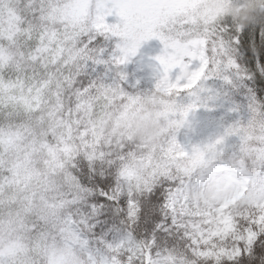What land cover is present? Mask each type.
<instances>
[{
	"label": "clouds",
	"instance_id": "clouds-1",
	"mask_svg": "<svg viewBox=\"0 0 264 264\" xmlns=\"http://www.w3.org/2000/svg\"><path fill=\"white\" fill-rule=\"evenodd\" d=\"M73 2L40 0L38 23L26 28L0 21V264H125L120 257L133 245L120 232L97 243L72 221L71 205L83 198L72 172L74 161L112 139L162 161L178 130L168 116L125 128L122 103L115 98L105 103L118 86L101 82L95 90L73 92L92 58L87 45L79 44L93 19L69 17ZM248 16L264 23V7L257 5ZM187 19L172 18L158 30L171 34L173 25ZM161 99L164 103L156 110H180L174 99ZM229 129L235 135L227 138V150L208 148L225 135L223 131L189 149L179 162V167L187 166L193 157L206 156V163L186 173L187 197L195 211L222 206L229 199H236L234 213L264 203V105L253 104L249 118ZM131 163L122 160L120 167ZM138 170L151 175L150 168ZM119 187L124 191L127 184ZM153 264H160L158 258Z\"/></svg>",
	"mask_w": 264,
	"mask_h": 264
},
{
	"label": "snow or ice",
	"instance_id": "snow-or-ice-1",
	"mask_svg": "<svg viewBox=\"0 0 264 264\" xmlns=\"http://www.w3.org/2000/svg\"><path fill=\"white\" fill-rule=\"evenodd\" d=\"M155 2L88 0V15L93 19L91 29L81 37L79 47L87 45L85 51L91 50L92 58L87 61L84 74L77 77L73 92L77 88L81 93L89 87L95 90V86L103 82L106 86H118L134 97L167 82L170 90H178L172 96L180 108L176 113L180 117L177 120L179 129L196 108V99L205 91L204 85L210 78L223 75L231 82L225 73H240L239 59L243 50L253 69L251 77L245 80L255 93L249 108L253 104L264 105V71L260 70L264 69V36L261 35L264 23L240 28L231 17H223L207 30L202 25L189 28L187 35L178 38L185 42L192 39L206 41L205 55L187 54L183 71L176 68L169 75L167 58L172 54L169 34L152 23L130 26L126 15L129 5ZM39 7L40 0H0V21L7 19L26 28L30 22L38 23ZM153 39L158 40L162 48L159 55L151 58L155 62V71L150 81H146L136 70V61L140 59L138 54L144 43ZM254 47L260 55L259 68L256 67ZM184 96L192 97V103L182 106L180 101ZM169 151L189 154V149L179 143L176 134L164 156ZM142 153L143 149L136 150L133 144L112 139L101 141L98 149L74 161L72 172L83 198L71 205L72 221L84 229L90 240L95 238L98 243L99 239L110 238L109 229H119L128 242H142L144 252L134 255L125 251L120 257L125 264H149V257L155 259L158 253L168 255L173 252L183 253L185 264H264V225L257 222L258 217L264 216V203H256L247 215L237 216L229 208L234 230L223 237L214 235L220 227L217 214L209 208L203 211L191 208L187 197L189 176L180 169L179 162L161 169L151 155ZM126 159L133 160L127 167L150 168V177L143 183L132 182L127 178V167H120L121 161ZM149 162H152L151 166ZM125 183L127 187L120 191L119 186ZM196 232L211 237L210 243L200 245V254L193 251ZM105 233L109 234L105 236ZM209 249L211 253L205 254Z\"/></svg>",
	"mask_w": 264,
	"mask_h": 264
},
{
	"label": "trees",
	"instance_id": "trees-1",
	"mask_svg": "<svg viewBox=\"0 0 264 264\" xmlns=\"http://www.w3.org/2000/svg\"><path fill=\"white\" fill-rule=\"evenodd\" d=\"M198 5V9H196L195 12H191V16H187V20L172 26V31L169 36L187 35L189 28H197L201 25L207 30L208 26L223 17H231L240 28L257 23L256 20H250L248 13L257 5L264 7V0H202ZM179 16L186 15L182 13L176 14L170 17V19ZM261 35L264 36V29L261 30ZM253 51L256 52L257 55L256 67L259 68L260 55L255 47ZM239 63L241 66L239 74L225 73V75L229 76L231 82L225 80L224 76L221 75L210 78L204 85L205 91L196 99V108L189 113V115H193L196 120V122L193 123L194 127L191 129L192 145H194L197 140L199 141V145L208 142L224 131L225 135L219 138L215 145H208V148L214 149L217 152L227 150V138L235 135L234 129H229L227 127L237 121L246 120L248 118V108L255 98V93L252 92V89L245 83V80L251 77L253 69L244 57L243 50L240 52ZM260 70L264 71V69ZM172 93L163 94L154 89L139 93L132 97L122 89H114L110 94L106 95L105 103L115 102L114 98L122 103L120 120L123 122L124 127L129 130L139 127L145 120H150L153 117L160 118L162 116H168L170 122L175 124L180 117L176 115L177 112L171 106H167L164 112L156 110L159 108V104L164 103L161 99L162 97L174 99ZM124 100H126L127 103H123ZM192 101V97L184 96L180 103L182 106H186L192 103ZM84 135L87 137V132H84ZM89 154L91 155V153ZM188 155L189 154L184 156L178 154L166 155L162 161L157 162V166L161 169H167L171 165L183 161ZM206 162V156L201 153L189 160L187 166L180 165V167L183 171L188 173ZM151 163L152 162H149V166H151ZM130 168V166L127 167V170ZM139 173L140 183L145 182L150 177L143 176L140 171ZM109 232H120V230L109 229ZM108 234L109 233H105V236ZM170 254L185 262V257L182 254L178 255L176 252ZM192 264H194V262H192Z\"/></svg>",
	"mask_w": 264,
	"mask_h": 264
},
{
	"label": "rangeland",
	"instance_id": "rangeland-1",
	"mask_svg": "<svg viewBox=\"0 0 264 264\" xmlns=\"http://www.w3.org/2000/svg\"><path fill=\"white\" fill-rule=\"evenodd\" d=\"M202 0H156L155 3L146 4V5H129L126 10V15L129 20L130 26L142 27L144 24L152 23L156 27L167 24L170 20V17L175 16L176 14H184L186 16H191V12H195L198 9ZM69 17L74 20H79L80 18L86 17L88 15V0H74L71 7L67 10L66 13ZM205 15V14H204ZM203 15V16H204ZM170 42L172 43L171 55L167 58V63L169 65V75L171 71L176 68H180L183 71V60L185 56L189 53H195L197 55H205L204 48L206 47V41L202 39H192L185 42L182 39H179L178 36H169ZM162 45L158 40H151L144 43L140 49V59L136 61V70L139 71L146 81H150L151 77L155 71V62L151 59L156 55L160 54ZM157 91L163 94H170L177 89H169L167 82L163 83L160 88L156 89ZM219 121V120H218ZM195 117L189 115L187 121L176 131V136L179 143L184 146L186 149H191L195 145H199L197 140L194 145L191 143V129L194 127ZM177 125V123H175ZM178 154L180 156L187 155L183 152H171L169 151L167 155ZM127 178L132 182L140 183V173L138 168L131 167L126 172ZM236 204V199H229L219 208L209 207L211 212L216 213L220 227L214 233V235L223 237L226 234L234 230V213L228 212V209L232 208ZM235 215H247V211L243 213H234ZM259 224L264 225V216L258 217ZM121 233V232H120ZM112 234V233H111ZM122 239L127 240L123 234L121 235ZM211 242V237L205 233L196 232L193 236V243L196 245V248L193 249L194 252L200 254V245L208 244ZM133 245L128 251L133 252L134 255H138L144 252L143 246L136 247L133 242H128ZM215 247V246H213ZM211 250H206L205 254H210ZM147 255V253H145ZM158 260L160 264H185L184 261L177 258L172 254L168 255H159ZM149 264H153V259L149 257Z\"/></svg>",
	"mask_w": 264,
	"mask_h": 264
}]
</instances>
